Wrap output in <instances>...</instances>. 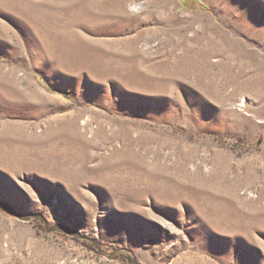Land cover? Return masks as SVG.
<instances>
[{"label":"rangeland","instance_id":"1","mask_svg":"<svg viewBox=\"0 0 264 264\" xmlns=\"http://www.w3.org/2000/svg\"><path fill=\"white\" fill-rule=\"evenodd\" d=\"M0 202V264H264V0H0Z\"/></svg>","mask_w":264,"mask_h":264},{"label":"trees","instance_id":"2","mask_svg":"<svg viewBox=\"0 0 264 264\" xmlns=\"http://www.w3.org/2000/svg\"><path fill=\"white\" fill-rule=\"evenodd\" d=\"M0 208H7V205L5 203L0 202Z\"/></svg>","mask_w":264,"mask_h":264},{"label":"bare ground","instance_id":"3","mask_svg":"<svg viewBox=\"0 0 264 264\" xmlns=\"http://www.w3.org/2000/svg\"><path fill=\"white\" fill-rule=\"evenodd\" d=\"M245 103V98H241V102H240V105H243Z\"/></svg>","mask_w":264,"mask_h":264}]
</instances>
